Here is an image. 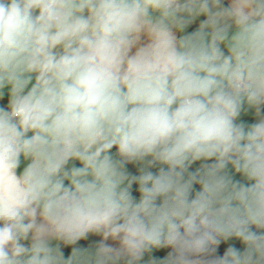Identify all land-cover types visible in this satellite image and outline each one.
<instances>
[{
	"label": "clouds",
	"instance_id": "clouds-1",
	"mask_svg": "<svg viewBox=\"0 0 264 264\" xmlns=\"http://www.w3.org/2000/svg\"><path fill=\"white\" fill-rule=\"evenodd\" d=\"M0 264H264V0H0Z\"/></svg>",
	"mask_w": 264,
	"mask_h": 264
},
{
	"label": "crops",
	"instance_id": "crops-1",
	"mask_svg": "<svg viewBox=\"0 0 264 264\" xmlns=\"http://www.w3.org/2000/svg\"><path fill=\"white\" fill-rule=\"evenodd\" d=\"M251 122V121H250ZM136 195H138V193H136ZM99 239V237H90V241L89 242H91V241H94V240H98ZM82 244L83 243H85V242H81ZM233 243H235L236 244V246L238 247V248H240V247H242V245L238 242V241H233ZM221 249H222V251H223V246L221 247ZM68 251L69 250H66L65 251V254L67 255L68 254ZM157 255H163V253H157Z\"/></svg>",
	"mask_w": 264,
	"mask_h": 264
},
{
	"label": "trees",
	"instance_id": "trees-1",
	"mask_svg": "<svg viewBox=\"0 0 264 264\" xmlns=\"http://www.w3.org/2000/svg\"><path fill=\"white\" fill-rule=\"evenodd\" d=\"M221 251H222V249H221Z\"/></svg>",
	"mask_w": 264,
	"mask_h": 264
}]
</instances>
